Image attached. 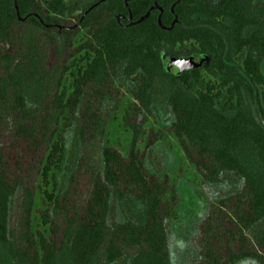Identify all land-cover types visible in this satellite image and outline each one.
Masks as SVG:
<instances>
[{
    "label": "trees",
    "instance_id": "trees-1",
    "mask_svg": "<svg viewBox=\"0 0 264 264\" xmlns=\"http://www.w3.org/2000/svg\"><path fill=\"white\" fill-rule=\"evenodd\" d=\"M185 43L207 65L166 71L162 51ZM80 52L89 58L71 71ZM263 66L264 0H0V264H170L176 184L144 166L167 134L203 183L227 188L197 226L194 264H264ZM122 81L125 154L100 143ZM154 104L173 115L164 131L145 130ZM70 131L81 153L61 191H42L46 230L34 231L37 182L55 188Z\"/></svg>",
    "mask_w": 264,
    "mask_h": 264
},
{
    "label": "rangeland",
    "instance_id": "rangeland-1",
    "mask_svg": "<svg viewBox=\"0 0 264 264\" xmlns=\"http://www.w3.org/2000/svg\"><path fill=\"white\" fill-rule=\"evenodd\" d=\"M46 3L48 0H42ZM250 28H246L244 33L247 34ZM89 58L86 52H80L77 56L69 61L70 70L75 71L79 67H83ZM164 69L178 75L185 66L177 65V70L173 71L172 62L181 59H190L203 68L207 65L209 57L206 54H197L191 50V44L185 43L177 46L173 52L163 50L161 53ZM168 61V63H165ZM264 73V66H263ZM71 83L70 73H66L62 81V88L69 93ZM122 96L116 110L110 111L106 120V132L108 136H103L101 147L105 145L107 139L110 144L125 154L131 141L130 131L123 125L122 117L125 108L133 101L130 90L132 84L128 81H122L120 85ZM173 120V115L169 108L165 105L154 104L151 108V114L145 124V130L149 128L165 130ZM6 135L3 130L0 131V141L5 139ZM64 162L60 170L56 172L55 188L52 187V180L44 184L43 181L37 182L38 188L34 195V202L31 214L32 229L45 232L46 226L42 224L40 214L46 209L49 203L44 198L42 191L52 189L61 191L70 175L72 159L75 154L80 155L79 146L75 145V137L73 131L66 134L65 140ZM143 144H141V147ZM94 157L97 155L92 154ZM96 161L101 166V154L96 157ZM95 161V158H94ZM144 166L151 172L159 176H168L174 179L176 184L177 204L176 217L167 221L168 233V257L170 264H194L199 254L194 247L193 237L197 234V226L203 220L207 213L208 205L214 202L227 191L226 187L207 185L201 181L194 165L190 164L184 157L183 152L172 134H167L166 139L153 142L145 152ZM115 216L113 218L119 220L126 214L120 208L115 207ZM21 214L20 195L17 193L12 197L10 203V222L14 224ZM111 220V219H110ZM249 259H245L236 264H247Z\"/></svg>",
    "mask_w": 264,
    "mask_h": 264
},
{
    "label": "clouds",
    "instance_id": "clouds-1",
    "mask_svg": "<svg viewBox=\"0 0 264 264\" xmlns=\"http://www.w3.org/2000/svg\"><path fill=\"white\" fill-rule=\"evenodd\" d=\"M165 63H168V61H165ZM181 65V66H186L187 68H191V65L189 64L187 59H181L179 61H173L172 62V68L173 71L177 70V65ZM247 264H256L254 259H249V261L247 262Z\"/></svg>",
    "mask_w": 264,
    "mask_h": 264
}]
</instances>
